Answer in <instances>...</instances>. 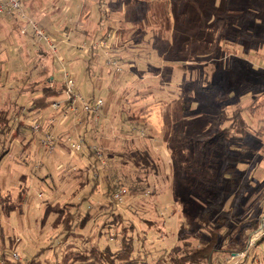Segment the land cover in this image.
Wrapping results in <instances>:
<instances>
[{"label":"rangeland","instance_id":"374dc122","mask_svg":"<svg viewBox=\"0 0 264 264\" xmlns=\"http://www.w3.org/2000/svg\"><path fill=\"white\" fill-rule=\"evenodd\" d=\"M58 1L43 3L47 6ZM96 1L92 2L87 23L89 37L81 35L78 43L77 37L71 42L66 37V44L71 47L67 45L65 52L59 49L65 67L72 65L67 71L81 93L98 94L104 100L102 112L92 116L90 124L76 123L78 114L66 112L65 104L63 110L51 106L46 112L32 113V100L40 93H20L21 89H16L22 84L19 77L14 78L13 84H7L8 78L4 77V85L0 78V108L13 112V100L12 104H18L22 110L20 120L24 123L18 137L0 134V194L16 196L21 187L29 189L21 209L9 216L0 211V264H25L34 258L41 264H53L68 244H75L80 250L92 246L103 250L109 246L116 251L121 232L132 226L134 230L129 234L135 239L136 252H149L151 262L159 264L158 259L166 251L181 248L183 203L196 202L187 188L188 175L176 160L175 152L182 144L175 134L176 120L186 116L185 121H196L193 129L198 124L199 129L203 126V132H209L204 120L207 116H218L223 108L230 115L238 107L244 110L253 138L245 146L240 142L234 144L225 158L242 159L239 169L250 178L254 192L244 197L233 196L227 202L234 231L223 240L213 264H228L231 260L233 264H264V245L257 246L264 233L248 249L246 259L237 261L233 256L248 246L264 219V136L257 134L261 127L264 129V0H146L151 3L145 6H139L135 0H108V26L112 28L107 33L112 36L108 51L119 62V72L108 66L103 50H98L93 59L87 55L94 33L102 36L107 31L106 26L99 29ZM118 3L124 5L121 13ZM22 4L29 18L42 29L41 21L36 23L32 19L36 0H22ZM125 11H129V16ZM141 11L154 17L148 15V21L140 23L137 18ZM17 20L15 14L0 17V58L8 59L11 65H18L20 60L10 51L13 40L7 24L14 25ZM166 20L170 22V31L163 32L161 37L167 49L159 54L160 36L156 33L166 26ZM19 24L21 34L14 33L19 45L36 40L31 24L33 37L27 33L26 24ZM66 25H62V33ZM83 45L85 49L80 48ZM90 59L93 66L88 71ZM159 68L162 69L158 75ZM88 74L91 76L87 78ZM200 86L210 88L211 93L200 91ZM235 94L238 98L243 95L238 100ZM183 101L192 103L176 114ZM77 113L82 115L80 110ZM145 116L146 122L135 121ZM193 129L185 123L180 126L186 136ZM199 129L194 138H198ZM47 135L53 137L52 153L43 145ZM86 138L89 146L103 156L101 163L106 170L96 167L94 159L83 154L88 153L83 152L84 147L77 149ZM242 150H248L250 156L240 157ZM97 171H101L99 191L90 208L89 202L82 206V211L88 210L92 219L83 231H78L81 239L71 238L63 243L66 206L89 194ZM87 180L88 186L79 189ZM115 185L121 186V199H116V195L112 198L109 193ZM114 201L115 207H111ZM117 216L122 218L121 224L116 221ZM253 221H259L258 229L253 227ZM203 242H194V246Z\"/></svg>","mask_w":264,"mask_h":264},{"label":"trees","instance_id":"16d2710c","mask_svg":"<svg viewBox=\"0 0 264 264\" xmlns=\"http://www.w3.org/2000/svg\"><path fill=\"white\" fill-rule=\"evenodd\" d=\"M135 2L139 3V6H145L151 3L146 0H135ZM98 5L100 14L99 29L104 28V26L107 27V31L104 32L102 36L96 35L98 37L95 40L100 42L101 40L107 39V33L111 32L112 28L108 26V22L111 19V13L108 8L109 5L105 0H100ZM125 13L129 16V11H125ZM148 15H150V17L152 16V18L154 17V14L142 13L141 11V15L137 19L140 23L145 21V19L148 21ZM157 16L158 15H156V17ZM159 30L160 31L156 33L160 36L158 37L159 46L157 50L159 54H163L164 50L167 49V44H165L166 42L161 36L163 32L169 33L170 22L166 20V26H162ZM110 39L111 42L112 36ZM98 50L100 49H91L88 57L92 59L95 58V55L98 54ZM107 52L109 56L105 54V57L107 58V64L109 66L110 58L114 60V57L110 51ZM92 66L90 59V62L86 65V70L91 71ZM160 69L162 68L156 71L158 75ZM88 76L90 77L91 75L88 74ZM29 80L30 81L21 88L20 93H40L39 97L32 100V106L29 108V111L32 113L34 111H46L53 104L50 100L61 96L65 91V83L61 80L58 81V83L55 82L53 87L50 86V79L48 77L42 81ZM199 90L211 93V89L205 86H200ZM97 95L98 94H93L89 96V99L93 101L101 96ZM184 95H186V92ZM242 95H240L239 98L236 95V98L240 100ZM191 103L190 101H183L182 105L180 104L181 107H178L176 114H181L183 110L182 107H185V105L189 106ZM20 113L21 110L18 107L15 108L14 112L9 108H0L1 135L12 133L19 134L21 127L24 126V123L20 120L22 116ZM12 114L15 115V117H13ZM87 116L92 117V115L89 114H87ZM147 117L148 116H145V118L137 117L135 121L143 123L147 121ZM185 117L186 116H182L176 120L175 134L178 136L179 140L182 141V144L178 146L179 149L175 152V155L177 163L185 170L184 173L188 175L187 188L195 195L196 202L183 203L185 210L184 221L181 223L182 225L179 231V238L182 242L181 248L166 251L157 262L159 264H213L215 254L221 248L223 240L234 231V226L230 221L231 214L226 210L227 202L233 196L244 197L243 195L254 192L252 183H250V178L245 177L243 170L241 171L239 169V164H241L242 159L234 160L225 158L227 154L229 155L231 153V147L234 146V144L240 142L241 146H245L248 139L253 138L252 129L241 107H238L230 115L227 112V108H223L220 115L215 117L207 116L204 120L205 125H209L210 127L209 132H203V126L199 129L198 124H196L194 126L196 128L193 129L192 124L196 121H185ZM14 118L18 120L17 124ZM182 123H185L189 128L191 127V129L194 130V132L192 130L190 136H186V134L180 130ZM222 125L225 126L223 127ZM197 129L200 130V134L198 138H194L196 134H198L196 133L198 131ZM258 131L257 134L259 136H264V129L262 127ZM84 143L85 151H82H87L89 153V157L94 159L96 167L99 166L102 170H106L105 166L101 163L102 159L98 158L96 150H93L89 146L87 140L84 141ZM219 152L224 153L219 157L217 155ZM249 154L251 153H249L248 150H242L240 152V157L247 158V156H250ZM100 172L101 171H97V175L93 177L94 185L88 195H84L79 202L67 204V213L65 212L62 220V234H64L62 239L63 243H66V241L71 238L81 239L82 234L78 231H83L92 219L88 210L86 212L82 211V206L89 202V208L91 207V201L100 188ZM89 181L90 180H87L86 183H82L79 189L86 188L88 186L87 182ZM120 187L121 186L115 185L109 188V193L112 198L119 192ZM28 191V188L21 187L19 194L16 196L11 193L0 194V211H2L4 215L9 216L11 213L17 211L18 208L21 209L28 199ZM77 195L78 193L75 197ZM114 204L115 201L112 202L110 206L115 207ZM70 207H72L73 210L69 209ZM116 218L119 224L123 222L122 218L118 216ZM202 222L206 225L204 226L201 224ZM253 222V227L258 229L260 225L259 221ZM133 230L134 226L130 227L129 230L126 228L123 229L119 239L120 247L116 251H113L109 246L103 250L97 246H92L89 250H80L75 244H68L60 259L57 258L53 264H153L149 259V252H146L144 255L136 252L137 247L135 239L129 234V231ZM204 232H206V236ZM203 240L205 242L194 246V242ZM261 245H264V239H261L257 243V246ZM242 250L245 251L246 248L242 247ZM36 259L37 258H34L25 264H41ZM3 261H6V259ZM17 264L22 263L18 262Z\"/></svg>","mask_w":264,"mask_h":264},{"label":"crops","instance_id":"0c3cea01","mask_svg":"<svg viewBox=\"0 0 264 264\" xmlns=\"http://www.w3.org/2000/svg\"><path fill=\"white\" fill-rule=\"evenodd\" d=\"M58 2L59 3L49 2V4H47V6H44L43 0H36V7L34 10L35 12L33 11V18H32L36 23L38 21H41V24H39L40 27L44 31L46 30L48 32L47 35H50L54 38V41L56 42V46L58 49L57 54L54 53L51 49H49V46L43 40L37 39L35 37L34 38L36 40L30 39L31 42L26 41L25 43H20V45H19L18 44L19 41L14 36V33H16V36L18 35V33H20V26H21V24H19L20 21L17 20L19 22L14 24V25L10 24V23L7 24L8 29L10 30V34L12 35L11 38L13 40V42H11V44H10V46L12 47V49L10 51L13 52L14 56L18 55V58H17V56H15V58L18 62L20 60V62L18 63V65L14 64L15 65L14 66V65L9 64L10 61L8 59L0 58V60H1L0 61V78H1L2 85L5 84L2 81V79L4 77L8 78L7 84L9 82L11 84H13L14 78L19 77L22 81V84L16 88L18 91L21 88H23V86H25V84H27L30 81L29 79L35 80V81H42V80H45L46 77H48L50 79V86L51 87L54 86L55 82L58 83V81H60V80L63 81L61 79V74H59L63 68H62V65L60 64V62L58 60H59V58L62 59V61L64 60L61 56L60 50H63V52H65V48H67V45H68V48L71 47L69 44H66V43H68L67 40H65L66 37L70 38V42H71L73 37L74 38L77 37L78 40L75 38L76 43H78V41L80 40L79 38L81 35L89 37L90 31L87 28L88 27L87 23L90 20V13H91L90 8L92 6L93 0H59ZM105 2L110 6V2H108V0H105ZM119 2H121V1H119ZM99 3H100V0H97L95 2V5H96L95 8H96V13L98 15V19L100 18L99 8H98ZM118 4H120V3H118ZM26 5H27L28 9L32 10V5L30 3L26 2ZM120 6H119L120 11L118 10V12H122V9H123L122 7H124V5H121V4H120ZM2 17H4V16H2ZM2 19H5V18H2ZM99 20H97V21L100 22ZM65 24H67L66 29H65L64 33H62V31H61L62 25H65ZM24 27L27 28L26 29L27 33H29V34L32 33L31 36L33 37V32H31L32 31L31 26L26 24V26H24ZM96 30H97V28H96ZM46 31H45V33H46ZM96 33H94V37H93V43L94 44L97 42V40H95L96 39L95 35H98V34H96ZM90 52H91V50H90ZM90 52H89V54H90ZM0 53H1V51H0ZM89 54H87V55H89ZM72 56H73V54H72ZM5 63H7L6 70H5V68H3V66L6 65ZM131 66L133 67V64H131ZM24 67L27 69H24ZM64 67H65V64H64ZM65 68L68 71H70L71 68H73V67H72V65H68V68L67 67H65ZM75 68H76V66L74 67V71H75ZM79 74L81 76V73H79ZM10 77H12V79ZM88 77L89 76H87V78ZM92 83H94V79L92 80ZM78 90L81 92V89L78 88ZM88 94H86L85 96L89 97ZM65 99H66L65 93L61 94V96H59L57 98L51 99L50 101H52V103H53L52 107L54 108V104L59 102L61 104L59 110H63L64 109L63 105L65 102ZM12 101L13 100L10 101V105L14 109H15V107H18L21 110V108L18 106V104H12L13 103ZM21 113H22V110H21ZM81 113H82V115L79 116L80 113L76 112V114H78L77 115L78 118H77L76 123L85 124V125L90 124L91 117L87 116V114L83 113L82 111H81ZM15 121H18V120L16 119ZM19 134L18 133L6 134L5 137L11 135L13 138H15V137H18ZM86 140H87V138H86ZM44 148L49 153H52V151H53V150L49 151L46 147H44ZM83 154L89 155V153H83ZM102 159H103V156H102ZM26 179H28V176Z\"/></svg>","mask_w":264,"mask_h":264},{"label":"built area","instance_id":"2783aa9c","mask_svg":"<svg viewBox=\"0 0 264 264\" xmlns=\"http://www.w3.org/2000/svg\"><path fill=\"white\" fill-rule=\"evenodd\" d=\"M15 14L18 20L24 24H31L34 32H35V37L43 40L48 46L49 49H51L54 53H57L56 45L53 44L52 39L45 34L43 29L38 28L36 24L29 18V15L24 11L22 0H0V17L6 16V15H12ZM111 35L107 36L106 40H101L100 42H96L95 44L92 43L90 50L95 48V49H100L105 52L107 56H109V53L107 52L110 49V39ZM86 45H83L82 49H85ZM88 51V50H87ZM60 64L62 65V73L63 74V81L65 83V109L66 112H77L81 110L85 114H89L92 116H99L100 113L102 112L104 108V100L102 98H97L96 100L91 101L89 97H85L76 87L77 83L76 81L68 74L67 69L64 67V62L62 59L58 60ZM109 64L112 65L113 67L116 68L117 72L122 71L120 65L118 64L117 61L113 60L110 58ZM60 103H55L54 108L58 109L60 108ZM38 130V127L35 128ZM46 137V136H45ZM53 137L51 135H47L45 141H43V145L49 150H53ZM84 147L83 142H80V144L77 145V149H82ZM97 156L102 159V155L97 152ZM116 199H121V195L118 193L116 194ZM264 233V219L262 220L261 226L258 229V232H256L253 237H251V240L246 246V250L242 251L240 253H237L234 256V258L237 259V261L246 259L248 249L253 248L255 245L257 238L262 236ZM228 264H233L232 260L228 262Z\"/></svg>","mask_w":264,"mask_h":264}]
</instances>
